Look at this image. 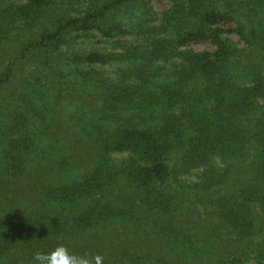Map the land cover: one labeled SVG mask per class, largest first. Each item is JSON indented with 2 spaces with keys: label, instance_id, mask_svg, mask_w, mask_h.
Listing matches in <instances>:
<instances>
[{
  "label": "trees",
  "instance_id": "16d2710c",
  "mask_svg": "<svg viewBox=\"0 0 264 264\" xmlns=\"http://www.w3.org/2000/svg\"><path fill=\"white\" fill-rule=\"evenodd\" d=\"M153 1L0 0V264H264V0Z\"/></svg>",
  "mask_w": 264,
  "mask_h": 264
},
{
  "label": "rangeland",
  "instance_id": "374dc122",
  "mask_svg": "<svg viewBox=\"0 0 264 264\" xmlns=\"http://www.w3.org/2000/svg\"><path fill=\"white\" fill-rule=\"evenodd\" d=\"M152 5L154 9L158 13H160L161 11L169 7L170 0H154ZM223 26L226 27L227 29H232L233 27L232 23H226ZM229 37L232 41H234L235 43H238V38L236 36L229 35ZM189 48L193 49L197 53H202V52H207V51L213 52L216 49V47L210 42H197L195 44H192ZM215 163L216 165L221 167V163L219 162L218 159L217 161H215ZM201 172L202 170H195L192 172V174L184 178L183 181L187 184L197 183L201 181V176H202ZM248 264H258V263L256 261H250Z\"/></svg>",
  "mask_w": 264,
  "mask_h": 264
},
{
  "label": "clouds",
  "instance_id": "9594fccd",
  "mask_svg": "<svg viewBox=\"0 0 264 264\" xmlns=\"http://www.w3.org/2000/svg\"><path fill=\"white\" fill-rule=\"evenodd\" d=\"M57 254L62 256V259H57ZM38 259L47 260L48 264H83L82 261L69 255L64 249H58L57 253H54L51 257H38Z\"/></svg>",
  "mask_w": 264,
  "mask_h": 264
}]
</instances>
